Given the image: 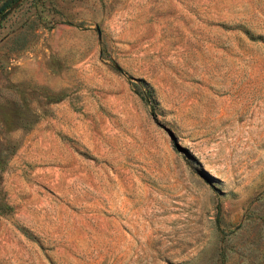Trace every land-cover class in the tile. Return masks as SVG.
<instances>
[{"label":"rangeland","instance_id":"rangeland-1","mask_svg":"<svg viewBox=\"0 0 264 264\" xmlns=\"http://www.w3.org/2000/svg\"><path fill=\"white\" fill-rule=\"evenodd\" d=\"M14 2L0 264H264V0Z\"/></svg>","mask_w":264,"mask_h":264},{"label":"water","instance_id":"water-1","mask_svg":"<svg viewBox=\"0 0 264 264\" xmlns=\"http://www.w3.org/2000/svg\"><path fill=\"white\" fill-rule=\"evenodd\" d=\"M13 0H4L0 4V19H2L14 6ZM3 10V11H2Z\"/></svg>","mask_w":264,"mask_h":264},{"label":"trees","instance_id":"trees-1","mask_svg":"<svg viewBox=\"0 0 264 264\" xmlns=\"http://www.w3.org/2000/svg\"><path fill=\"white\" fill-rule=\"evenodd\" d=\"M143 99H146L147 97H141ZM9 210V206L4 203H0V213L7 212Z\"/></svg>","mask_w":264,"mask_h":264}]
</instances>
